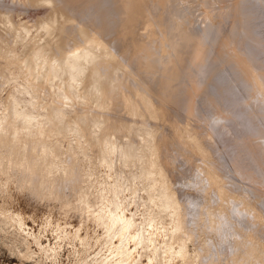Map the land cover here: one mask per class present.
<instances>
[{
	"label": "rangeland",
	"instance_id": "1",
	"mask_svg": "<svg viewBox=\"0 0 264 264\" xmlns=\"http://www.w3.org/2000/svg\"><path fill=\"white\" fill-rule=\"evenodd\" d=\"M31 1L0 0V41L5 46L24 36L21 23L29 26L28 33L32 34L35 24L45 21L46 16L56 10L68 23L63 28H55L59 39L53 46L54 52L67 51L78 44L85 46L81 31L93 39L101 37L109 50L124 61L125 67L120 65V78H111L115 80L114 84L126 74L132 87L136 85L149 93L157 105L161 104L170 124L148 117H129L116 97H111L114 106L109 111H99L81 99L75 101L72 95L78 94L79 90L74 85L77 76L71 71L73 60L69 72L71 76L74 74L72 78L76 81L68 88H62L57 80L50 86L34 87L21 65L9 66L0 57V116L3 119L10 107L17 118H26L33 128L37 127V122H42L41 128H47L49 117L60 124L65 123V119L72 123L74 118L85 124L88 121L102 123L110 116L113 124L122 123L127 129L120 138L109 137L100 156L76 126L74 131L53 136L54 146L59 143L61 149L56 160L58 168L64 169L71 164L69 154L73 153L77 159V169L69 177L68 185L58 186L53 192L44 186L39 192L30 179L19 183L22 173L17 172L21 171L22 165L21 169L9 166L8 170L3 166L4 153H0V264H264V0H172L173 4L171 0H146L145 7L150 9H147L148 14L155 21L161 14L163 19L158 18L161 23L156 22L168 30L162 27L160 32L162 28L157 25L158 36L167 31L164 34L166 40H163V34V37L159 36L163 38L164 50L158 51L162 40L159 42L157 37L148 41L151 44H145L146 52L145 49H142L144 52L135 51L136 56L131 53L134 51L130 46L131 36L124 28L125 17L122 18L127 16L123 15L126 9L123 10L122 5L127 7L125 1L128 0H110L115 9L109 0ZM158 1L161 5L164 1L166 8L158 5ZM237 6L240 7L235 10ZM242 7L248 11L242 9L241 14ZM87 8L93 9L98 16L100 22L97 25L85 21L82 12ZM108 9L110 13L112 9L115 16L109 14ZM115 17H121L123 22ZM107 21L110 25L115 23L110 26L106 25ZM11 25L20 31L8 30ZM251 25H255L254 28ZM231 29L235 31L232 32L235 38L239 30V38L230 37L233 41L227 34ZM126 41H129L127 47L130 49L126 47ZM235 43L240 47L236 49ZM116 48L123 52L122 55ZM136 62L142 65L141 68ZM211 69L215 70L212 74ZM107 70L101 68L106 78ZM251 77L261 83V88ZM12 117L6 122L11 123ZM11 124L4 125L2 130H12ZM101 126L98 124L91 131V140L100 137ZM181 132L195 134L200 150L195 142L182 137ZM42 142L38 143L40 150L51 145V141ZM32 144L35 148L36 143ZM118 146H132L135 156H119L113 152ZM67 149L69 154L65 155ZM115 186L120 187L117 196L113 193ZM84 194H88L86 199L79 198ZM118 221H124L128 226L124 241L113 231Z\"/></svg>",
	"mask_w": 264,
	"mask_h": 264
},
{
	"label": "bare ground",
	"instance_id": "2",
	"mask_svg": "<svg viewBox=\"0 0 264 264\" xmlns=\"http://www.w3.org/2000/svg\"><path fill=\"white\" fill-rule=\"evenodd\" d=\"M46 2H48V0H45ZM76 1V0H75ZM74 1V2H75ZM91 1V0H90ZM94 1V0H93ZM97 1V0H96ZM99 1V0H98ZM102 1V0H101ZM106 1V0H105ZM110 1V0H109ZM112 1V0H111ZM110 1V3H111ZM116 1V0H115ZM121 1V0H120ZM151 1V0H150ZM153 1V0H152ZM168 1V0H166ZM172 1V0H171ZM236 1V0H235ZM250 1V0H249ZM261 1V0H260ZM36 2V0L31 1V3ZM119 2V1H118ZM117 2V4H118ZM170 2V1H169ZM245 2V1H243ZM252 2V0L250 1ZM258 2V1H257ZM263 2V1H262ZM261 2V3H262ZM71 3V2H70ZM90 3H94V2H90ZM121 3V2H120ZM119 3V4H120ZM123 3V2H122ZM126 5H122L124 6L123 10L125 14L123 15H127V16H122V18H124L126 24H124V28H127V34H129V36H131V39L128 38L126 36L127 40H131L132 43H130L129 45L131 46V53L135 51L137 52H141L142 49L146 48V45L150 42L148 41H154V39H158L157 37L162 36L167 32V31H163L164 33H162L161 35L159 34L158 36V31H157V27L160 26V29L164 26L158 25L157 24V20H159L158 18H162V16L160 17L161 14H159V17L157 18V22L151 18V16L148 14L149 12L147 11L146 7H145V3L146 0H128L125 1ZM124 3V4H125ZM148 3V1H147ZM150 3V2H149ZM153 3V2H152ZM159 3V1H158ZM161 3V2H160ZM158 5H161V4ZM167 2H165L166 4ZM173 4V1L171 2ZM180 3V2H179ZM240 3V1L238 2V4ZM246 3V2H245ZM255 3V2H254ZM2 4V3H1ZM112 7H113V3ZM151 4V3H150ZM149 4V5H150ZM164 1L162 3V7L165 9L166 6H163ZM260 4V3H259ZM101 5V4H100ZM116 5V3H115ZM148 5V4H147ZM148 5V6H149ZM167 5V4H166ZM169 5V3H168ZM237 5V4H235ZM240 5V4H239ZM243 5V4H242ZM90 6V5H89ZM245 6V5H244ZM109 7V6H108ZM111 7V5H110ZM117 7V5H116ZM126 7V8H125ZM155 7V6H154ZM160 7V6H159ZM161 7V8H162ZM240 6H237L235 8V10H237V8ZM172 9V6L169 7ZM244 7L241 8V14H242V9ZM256 8V7H255ZM264 8V7H263ZM262 8V9H263ZM113 9H115L113 7ZM155 9V8H154ZM159 9V8H158ZM163 9V10H164ZM177 9V8H176ZM245 9V8H244ZM243 11H248V10H244ZM261 9V10H262ZM109 10V9H108ZM150 10V9H148ZM162 10V11H163ZM167 10H169L167 8ZM250 10V9H249ZM254 10V9H253ZM116 11V10H115ZM166 11V10H165ZM174 11V10H173ZM256 11V9H255ZM259 11V10H258ZM108 12V11H107ZM152 12V11H151ZM150 12V13H151ZM214 12V11H213ZM219 12V11H218ZM237 15H239V13L237 11H235ZM235 12H234V17L235 16ZM111 13L114 14V11H112L111 9ZM110 10H109V14ZM169 13V12H168ZM248 13V12H247ZM255 13V12H254ZM262 12H259V14ZM83 16L86 18L85 21H91L93 23H95L96 25L98 24L99 18L97 15H95L94 10L87 8L82 12ZM153 13H151L152 15ZM166 14V13H164ZM184 14V13H183ZM246 14V13H245ZM250 14V13H249ZM256 14V13H255ZM107 15V13H106ZM163 15V14H162ZM167 15V14H166ZM171 15V14H170ZM174 15V14H172ZM263 14H261L262 16ZM115 16V14H114ZM155 16V15H154ZM157 16V15H156ZM156 16L154 18H156ZM210 16V15H209ZM108 17V16H107ZM113 17V15H112ZM111 17V18H112ZM238 17V16H237ZM110 18V16H109ZM108 18V20H109ZM116 18V17H115ZM119 18V17H117ZM115 20H118V19ZM241 18V17H239ZM243 18V17H242ZM241 18V20H242ZM257 18V17H256ZM114 19V17H113ZM121 19V17L119 18ZM163 19V18H162ZM166 19V17L164 18ZM244 19V18H243ZM262 19H264L262 17ZM123 19H121V22ZM161 20V19H160ZM159 20V22L161 23V21ZM254 20V19H253ZM112 20H110L109 22H111ZM163 21V20H162ZM167 21V20H166ZM164 21V22H166ZM171 21V20H170ZM235 21V19H234ZM240 21V20H239ZM251 20H249L250 22ZM259 21V20H258ZM262 21V20H261ZM260 21V22H261ZM109 22L107 21L106 25L109 24ZM172 22V21H171ZM210 22V21H209ZM216 22V21H215ZM214 22V23H215ZM233 22V20H232ZM231 22V24H232ZM236 22V21H235ZM234 22V23H235ZM238 22V21H237ZM246 22V21H245ZM244 22V23H245ZM257 22V21H256ZM8 23V22H6ZM68 23V20L65 19L58 11L56 10H52V12H50L47 16H46V20L45 21H40L37 22L35 24L34 27V31L32 34H30L29 31V26L24 25L23 23H21L19 26L21 27V30L24 32V36L20 37L19 39H15L14 42L11 45L5 46L1 41H0V57L4 58L6 61V64H8L9 66L14 65L17 66L21 65L20 67H22L21 69L24 70V74L28 75V78L31 82V84L34 85H40L43 84L45 86H50L51 82L53 80H57V82H59V84L61 85L62 88H68L69 85H71V83L73 84V82H75L73 80L72 77H74V74L77 76V81L74 83V86L76 89L79 90L78 94H73L72 96L74 97L73 99L77 102L83 101V103H85L86 105H90L93 108L99 110V111H109L112 110L113 106H114V102L112 101L111 97H116L118 99V103L120 104V106L123 108V111L126 113V115H128L129 117L132 118H143V117H148L151 120H165L164 123H167V125L170 124V120L167 119L166 121V117L167 114L165 112V109L163 107H161V104L159 106V104L157 105L156 102L152 99V97L150 96L149 93L144 92L143 90H141L139 87H132L128 81V76L125 77L123 76V79H120L119 81L117 79H119V74L121 71L122 66L120 67V65H124V61L122 62V57L119 59V57L117 56L116 53H113L111 51L113 50H109V48L107 47V43L105 44L102 40V38H97V39H93L91 38V36H89L85 31H81V35H82V39H83V44H86L85 46L83 45H74L72 49L69 50H65V51H61L59 53H55L53 50V46L57 43V39H59V37H57L58 35L56 34V27H61L63 28L65 26V24ZM115 23V21H114ZM114 23H111V25ZM159 23V24H160ZM168 23V21H167ZM166 23V24H167ZM241 23V21H240ZM240 23H237L240 25ZM119 24V23H118ZM164 24V23H163ZM162 24V25H163ZM252 24V23H249ZM256 24V23H255ZM259 24V22H258ZM110 25V24H109ZM110 25V26H111ZM158 25V26H157ZM212 25V24H211ZM236 24H233V26ZM244 25V24H243ZM261 25V24H260ZM105 26V25H104ZM122 26V25H119ZM126 26V27H125ZM166 26V25H165ZM231 26V25H230ZM231 26V28L233 27ZM238 28L240 26L236 25ZM235 26V28H236ZM252 26V25H251ZM250 26V27H251ZM255 26V25H254ZM254 26H252L254 28ZM257 26V25H256ZM9 27V26H8ZM106 27V26H105ZM193 27V26H192ZM207 27V26H206ZM246 27V26H245ZM262 27V26H259ZM264 27V26H263ZM7 28V27H6ZM56 28V29H55ZM103 28V26L101 27V29ZM107 28V27H106ZM121 27H119L120 29ZM163 28L161 29L160 32H162ZM167 28V27H166ZM165 28V29H166ZM234 28V30H236ZM237 28V29H238ZM247 28V27H246ZM252 28V29H253ZM20 28H16L15 26L9 27L8 30H13L12 32H17L20 31ZM105 29V28H104ZM118 29V30H119ZM124 29V30H125ZM139 29V30H138ZM243 29V28H242ZM257 29V28H256ZM255 29V30H256ZM261 29V28H260ZM264 29V28H262ZM261 29V30H262ZM6 30V29H5ZM56 30V31H55ZM107 30V29H106ZM105 30V32H107ZM117 30V32H118ZM123 30V29H122ZM123 30V31H124ZM159 30V29H158ZM168 30V29H166ZM232 29L230 30L231 33L229 31H227V34L229 36V39H232L230 37H232L234 34L232 32ZM251 30V29H249ZM252 30V31H255ZM259 30V28H258ZM256 30V31H258ZM120 31V30H119ZM239 31V30H238ZM235 33V35L238 37L237 32ZM243 31V30H242ZM255 31V32H256ZM96 32V31H95ZM97 32H99L97 30ZM101 32V31H100ZM116 32V31H115ZM122 32V31H121ZM120 32V33H121ZM159 32V33H160ZM255 32H254V36H255ZM260 32V30H259ZM58 33V32H57ZM109 33V32H108ZM241 33V31H240ZM243 33V32H242ZM241 33V34H242ZM247 33V32H245ZM249 33V31H248ZM253 33V32H252ZM258 33V32H257ZM105 34V33H104ZM116 34V33H115ZM114 34V35H115ZM119 34V33H117ZM168 34V33H167ZM233 34V35H232ZM259 34V33H258ZM257 34V35H258ZM108 35V34H107ZM125 35V34H124ZM243 35V34H242ZM103 36V35H102ZM240 36V35H239ZM253 36V37H254ZM260 36V35H258ZM95 37V36H94ZM104 37V36H103ZM118 37V36H117ZM122 37V36H121ZM166 35H164V39L160 38L159 42L163 39H165ZM234 40L237 39V37L235 38V36H233ZM250 37V36H249ZM114 38V37H113ZM119 38V37H118ZM117 38V39H118ZM225 38V37H224ZM239 38V37H238ZM246 38V37H245ZM260 38V37H259ZM111 39V38H110ZM232 39V41H233ZM107 40V39H106ZM115 40V39H114ZM161 41L159 46H161V48H158V51L160 49V51L164 50L163 49V42ZM261 40V39H260ZM263 40V39H262ZM261 40V41H262ZM119 41V40H118ZM130 41V42H131ZM190 41V40H189ZM226 41V40H225ZM117 42V41H116ZM122 42V41H121ZM120 42V43H121ZM126 47L129 41H126ZM148 42V43H147ZM155 42H157V40H155ZM194 42V41H193ZM192 42V44H193ZM196 42V41H195ZM230 42V41H229ZM118 43V42H117ZM124 43V42H123ZM147 43V44H146ZM197 43V42H196ZM232 43V42H231ZM239 43V42H238ZM246 43V42H245ZM111 44V43H110ZM114 44V43H113ZM133 44V45H132ZM146 44V45H145ZM148 44V45H149ZM154 44V43H153ZM195 44V43H194ZM193 44V45H194ZM227 45V43H225ZM224 44V45H225ZM236 44V43H235ZM240 44V43H239ZM263 44V43H262ZM123 45V44H122ZM128 45V46H129ZM167 45V44H166ZM221 45V44H220ZM234 45V43H233ZM233 45H231L233 47ZM236 49L238 46V44H236ZM245 45V44H244ZM247 45V44H246ZM249 45V44H248ZM252 45V44H251ZM118 46H120L118 44ZM155 46V45H154ZM223 46V45H222ZM235 46V45H234ZM256 46V45H255ZM259 46V44H258ZM117 47V46H116ZM148 47V46H147ZM167 47V46H166ZM198 47V46H197ZM200 47V46H199ZM231 47V49H232ZM261 47V46H260ZM128 49H130V47H127ZM241 48H243L241 46ZM252 49V46L250 47ZM257 48V47H256ZM112 49V48H110ZM125 49V48H123ZM153 49V47H152ZM198 49V48H197ZM196 49V50H197ZM201 49V48H200ZM198 49V50H200ZM226 49V48H225ZM228 49V48H227ZM230 49V50H231ZM240 49V48H239ZM258 49V48H257ZM117 50V48H116ZM120 50V49H119ZM117 50V52L119 51ZM127 50V49H126ZM148 49H145V52ZM166 50V48H165ZM202 50V49H201ZM224 50V48H223ZM247 51V49H245ZM122 51V50H121ZM129 51V50H128ZM126 51V52H128ZM157 51V53H158ZM217 51V49H216ZM237 51V50H236ZM245 51V52H246ZM253 51V50H251ZM142 52H144V50H142ZM200 52V51H199ZM227 52V51H226ZM229 52V51H228ZM239 52V51H238ZM250 52V51H249ZM263 52V51H262ZM113 53V54H112ZM120 55H122L123 52H120ZM133 53V55H134ZM163 53V52H162ZM166 53V52H165ZM222 53V52H221ZM235 53V51H234ZM233 53V54H234ZM247 53V52H246ZM126 53L124 52L123 55H125ZM128 54V53H127ZM130 54V53H129ZM198 54V51H197ZM196 54V55H197ZM227 54V53H226ZM237 54V52L235 53ZM260 54V53H258ZM131 55V54H130ZM138 55V54H137ZM160 55V54H159ZM158 55V56H159ZM190 55V54H189ZM200 55V54H199ZM219 55V54H218ZM241 55V53H240ZM249 55V54H248ZM262 55V54H261ZM136 56V53H135ZM144 56V55H143ZM221 56V55H220ZM223 56V55H222ZM225 56V55H224ZM233 56V55H232ZM237 57L239 55H236ZM243 56V55H242ZM259 56V55H258ZM126 57V55H125ZM139 57V56H137ZM218 57V56H217ZM260 57V56H259ZM129 58V57H128ZM126 58V59H128ZM163 58V57H162ZM193 58V57H192ZM195 58V57H194ZM198 58L200 59V56H198ZM219 58V57H218ZM222 58V57H221ZM231 58V57H230ZM229 58V59H230ZM234 58V57H232ZM236 58V57H235ZM244 58V56H243ZM246 58V57H245ZM257 58V57H256ZM255 58V59H256ZM263 58V57H262ZM130 59V58H129ZM150 59V58H149ZM223 59V58H222ZM227 58V60H229ZM238 59V58H237ZM240 59V58H239ZM259 59V58H258ZM257 59V60H258ZM73 60V70L71 69V71H73V76H71V73L69 72V65H70V61ZM125 60V59H124ZM215 60V59H214ZM213 60V61H214ZM217 60V59H216ZM242 60V59H241ZM141 61V60H140ZM147 61V60H146ZM209 61V59H208ZM232 61V60H231ZM234 61V59H233ZM236 61V60H235ZM261 61V58L260 60ZM263 61V60H262ZM131 61H128V63ZM224 62V60L222 61ZM227 62V61H226ZM243 62V60L241 61ZM258 62V61H257ZM127 64V61L125 62ZM149 63V62H147ZM215 63V62H213ZM229 63V62H227ZM238 63V61H237ZM247 63V62H244ZM243 63V64H244ZM16 64V65H15ZM139 64V63H138ZM136 62V65H138ZM212 64V63H210ZM217 63H215L216 65ZM250 64V63H249ZM252 64V63H251ZM149 65V64H148ZM219 65V64H218ZM238 65V64H237ZM242 65V64H240ZM129 66V65H128ZM127 66V67H128ZM140 68L141 66L138 65ZM147 66V65H146ZM210 66V65H209ZM217 66V65H216ZM220 66V65H219ZM243 66V65H242ZM247 66V65H246ZM250 66V65H248ZM108 68V77H104L105 75H103L101 68ZM125 67V65L123 66ZM144 67V66H143ZM154 67V66H153ZM167 67V66H166ZM165 67V68H166ZM192 67V66H191ZM215 67V66H214ZM223 67V66H222ZM220 66V68H222ZM241 67V66H240ZM263 67V66H262ZM150 68V67H148ZM157 68V67H156ZM159 68V67H158ZM162 68V67H161ZM125 69V68H124ZM130 69V68H129ZM138 69V68H137ZM143 69V68H142ZM141 69V70H142ZM207 69V67H206ZM210 69V68H209ZM213 69V68H212ZM210 70V74H212L213 71L216 70ZM242 69V68H241ZM247 69V68H246ZM252 69V67H251ZM21 70V71H23ZM156 70V69H155ZM154 70V71H155ZM162 70V69H161ZM165 70V69H164ZM170 70V69H169ZM173 70V68H172ZM175 70V68H174ZM195 70V69H194ZM229 70V69H228ZM239 70V69H238ZM245 71V69H243ZM253 70V69H252ZM263 70V69H262ZM140 71V70H139ZM149 71V70H148ZM153 71V72H154ZM185 71V70H184ZM203 71V70H202ZM209 71V70H208ZM218 71V69H217ZM216 71V72H217ZM248 71V70H246ZM261 70H259L260 72ZM122 72V71H121ZM125 72V71H124ZM167 72V70L165 71ZM171 72V71H170ZM239 72V71H238ZM252 72V71H251ZM254 72V70H253ZM256 72V71H255ZM138 73V72H137ZM168 73V72H167ZM208 73V72H207ZM245 73V72H244ZM249 73V72H248ZM262 73V72H261ZM56 74H58V76H56ZM107 74V73H106ZM171 74V73H170ZM215 74V73H213ZM217 74V73H216ZM234 74V73H233ZM242 74V73H241ZM254 74V73H253ZM259 74V73H256ZM124 75V74H123ZM165 75V74H164ZM168 75V74H167ZM204 75V74H203ZM246 75V74H245ZM261 75V74H260ZM26 76V75H25ZM113 76H118L119 78H117L116 80L118 81V83L114 84L115 80L112 81L111 78ZM162 76V75H161ZM171 76V75H169ZM176 76V75H175ZM187 76V75H186ZM207 76V74H206ZM244 76V75H243ZM256 76V75H254ZM262 76V75H261ZM151 77V76H150ZM164 77V76H163ZM208 77V76H207ZM240 77V76H239ZM258 77V75L256 76ZM161 78V77H160ZM159 78V79H160ZM167 80H169V77L167 76ZM171 78V77H170ZM182 78V77H181ZM200 78V77H199ZM206 78V77H205ZM212 78V77H211ZM210 78V79H211ZM227 78V77H226ZM241 78V77H240ZM245 78V77H244ZM249 78V77H248ZM252 78V77H251ZM254 78V77H253ZM252 78V79H253ZM261 78V77H260ZM149 79V78H148ZM165 79V77H164ZM174 79V78H173ZM231 78H229L230 80ZM247 78H245L246 80ZM255 79V78H254ZM179 80V78H178ZM196 80V78H195ZM207 80V78H206ZM227 80V79H226ZM235 79H233L234 81ZM238 80V79H237ZM243 80V79H242ZM256 80V79H255ZM254 80V81H255ZM116 81V82H117ZM162 81V80H161ZM165 81V82H166ZM171 81V80H170ZM174 80H172L173 82ZM211 81V80H210ZM219 81V80H218ZM228 81V80H227ZM232 81V80H231ZM244 81V80H243ZM242 81V82H243ZM224 82V81H223ZM251 82V80H250ZM259 82V81H258ZM261 82V80H260ZM264 82V81H263ZM53 83V82H52ZM180 83V82H179ZM225 83V82H224ZM231 83V82H230ZM233 83V82H232ZM249 83V82H248ZM253 83V82H252ZM257 83V80H256ZM167 84V83H165ZM169 84V83H168ZM167 84V85H168ZM176 84V83H175ZM242 84V83H241ZM259 83H257L258 85ZM261 84V83H260ZM259 84V87H260ZM170 85V84H169ZM256 85V84H255ZM253 85V87L255 86ZM256 85V87H258ZM264 85V83H263ZM121 86H124V88L126 87V89H123V87L121 88ZM165 86V85H164ZM173 86V85H172ZM171 86V87H172ZM227 86V85H225ZM233 86V85H232ZM251 86V84H250ZM58 87V86H57ZM71 87V86H70ZM177 87V86H176ZM175 87V88H176ZM230 87V86H229ZM174 88V89H175ZM192 88V87H191ZM232 88V87H231ZM261 88V87H260ZM263 88V87H262ZM171 89V88H170ZM168 89V90H170ZM224 89V88H223ZM222 89V90H223ZM54 90V89H53ZM165 90V89H164ZM167 90V91H168ZM193 90V89H192ZM259 90V89H258ZM262 90V89H261ZM171 91V90H170ZM177 92V91H176ZM264 92V91H263ZM262 92V93H263ZM188 93V90L187 92ZM191 93V92H189ZM57 94V93H56ZM164 94V93H163ZM187 95V94H186ZM76 97V98H75ZM240 97V96H239ZM238 97V98H239ZM177 98V97H176ZM181 98V97H180ZM190 98V97H189ZM255 98V97H254ZM72 99V98H71ZM156 99V98H155ZM170 99V98H169ZM174 99V97H173ZM259 99V98H258ZM79 100V101H78ZM247 101V100H246ZM165 102V101H164ZM177 102V101H176ZM75 103V102H74ZM159 103V102H158ZM172 103V102H171ZM174 104V103H173ZM165 106V105H164ZM225 106V105H224ZM235 107V106H234ZM191 108V107H190ZM14 109L13 108H8L7 109V114H6V118L1 117L0 118V153L2 152V154L4 153V156H0L2 157V161H3V166H5V168L8 167V170L10 169L9 166H12L13 168H19L21 169V165H22V169L20 172L17 173H22V175L19 177V183L23 182V180L27 181L28 179H30V181L32 180L34 187L36 188V190H38L40 192V190H42V186H44L46 189L48 188L51 192H53L52 190L56 189L58 186L61 185H68V181L70 180L69 177H71V174L74 173L76 171L77 168L76 167V161L77 159H75V156H73L72 154H69V150H66V153L64 152L65 155H71V164L69 166H66V168L62 169V168H58L57 167V162L56 160L60 157L61 155V149L59 147V143L58 146H54L55 145V141H52L53 136L57 137L58 135H64L66 133H69V131H74L75 128H73L74 126L77 127L78 132L82 133L83 136L87 137L88 143L89 145L92 147V149H95L98 153V155L100 156L102 153H104L105 147H106V142L107 139L113 135L122 137V134H126L127 129L125 127L124 124L122 123H116L113 124L111 122L110 116H108L109 118H104V121L102 123H91L88 121V123L82 124L80 123V121L78 119H75L72 121V123L70 122L71 120L68 121V119H65V123H56L58 121L53 120V117H49L47 122V128H41L42 126V122H37L35 128H33V125L30 124L26 118H22L19 117L17 118L16 115H14ZM168 111V110H167ZM234 111V110H233ZM17 113V112H16ZM227 113V112H226ZM97 114V113H96ZM123 114V113H122ZM259 115V114H258ZM14 116V118L12 117ZM19 116V115H18ZM119 116V115H118ZM12 117V121L14 119V122L11 121V124L9 121L6 122V120H11ZM214 117V116H213ZM229 117V116H228ZM210 118V117H209ZM145 119V118H144ZM21 120V121H20ZM222 120V119H221ZM18 121V122H17ZM121 121V120H120ZM158 121V122H160ZM218 121V120H217ZM21 124H18L20 123ZM70 122V123H69ZM157 122V121H156ZM213 122V121H211ZM215 122V121H214ZM221 122V121H220ZM229 122V121H228ZM162 123V122H160ZM223 123V122H222ZM12 125V130L8 131V130H2V127H4V125ZM98 124H102L101 126V133H100V137L97 140H91V131L98 126ZM224 124V123H223ZM210 125V124H209ZM40 126V127H39ZM49 126V127H48ZM157 126V125H156ZM184 126V125H183ZM218 126V125H217ZM262 126V125H260ZM264 126V125H263ZM24 127H27L29 130L27 131ZM194 127V126H193ZM219 127V126H218ZM100 128V127H99ZM187 128V127H186ZM214 128V127H213ZM24 129V132L22 131ZM45 129V130H44ZM191 129V128H189ZM196 129V127H195ZM212 129V128H211ZM216 129V128H214ZM76 130V129H75ZM178 130V129H177ZM192 130V129H191ZM260 130V129H259ZM262 130V129H261ZM194 131V130H193ZM210 131V130H208ZM179 132V131H178ZM203 132V131H201ZM200 132V133H201ZM213 132V131H212ZM216 132V131H214ZM71 133V132H70ZM199 133V132H197ZM57 135V136H56ZM122 135V136H120ZM195 135V134H194ZM192 135L191 133L188 132H181V136L188 138L190 141H192L193 143L195 142V146L197 147L198 150H200V145H197V139L195 138V136ZM219 135V134H218ZM199 136V135H198ZM210 136V135H209ZM222 136V135H221ZM200 137V136H199ZM215 137V136H214ZM236 137V136H235ZM201 138V137H200ZM199 138V139H200ZM220 138V137H219ZM223 138V137H222ZM238 138V137H237ZM159 139V138H158ZM182 139V138H181ZM241 139V138H240ZM259 139V138H258ZM51 141V145L49 146V148L47 149V147L45 149L42 148V150H40L38 148V143H40L41 141ZM204 140V139H203ZM206 140V139H205ZM204 140V141H205ZM208 140V139H207ZM212 140V139H211ZM214 140V139H213ZM218 140V139H217ZM256 140V139H255ZM165 141V140H164ZM200 141V140H198ZM202 141V139H201ZM219 141V140H218ZM229 141V140H228ZM42 142V143H43ZM54 142V144L52 143ZM161 142V141H160ZM211 142V141H209ZM32 143H36L35 148L33 147ZM41 143V144H42ZM46 143V142H44ZM48 143V142H47ZM202 143V142H201ZM213 143V142H212ZM221 143V142H220ZM232 143V142H231ZM263 143V142H262ZM32 144V146H31ZM160 144V143H159ZM158 144V145H159ZM204 144V143H203ZM216 144V141H215ZM61 146V145H60ZM168 146V145H167ZM204 146V145H203ZM202 146V147H203ZM217 146V145H216ZM219 146V145H218ZM250 146V145H249ZM33 147V148H32ZM185 147V146H184ZM215 147V146H214ZM166 148V147H165ZM206 148V147H204ZM219 148V147H218ZM33 149V150H32ZM220 149V148H219ZM227 149V148H226ZM40 151L39 153H37V151ZM108 150V149H107ZM166 150V149H165ZM207 150V149H206ZM218 150V149H217ZM230 151V150H229ZM35 152V153H34ZM113 152H116L119 154V156H124L126 158H131L135 156V151L133 150L132 146H118L115 147L113 149ZM223 152V151H222ZM228 152V151H227ZM249 152V151H248ZM170 154V153H169ZM229 154V153H228ZM116 155V154H115ZM214 155V154H213ZM217 155V154H216ZM212 156V155H211ZM246 156V155H245ZM213 157V156H212ZM121 158V157H120ZM173 158V157H172ZM135 160V159H134ZM181 160V159H180ZM202 160V159H201ZM103 161V160H102ZM216 161V160H215ZM56 162V163H55ZM254 162V161H253ZM259 162V161H258ZM209 163V162H208ZM243 164V163H242ZM230 165V164H229ZM2 166V165H1ZM166 166V165H165ZM206 166V165H205ZM228 167V166H227ZM4 168V169H5ZM208 168L209 165H208ZM245 168V167H244ZM215 168L211 167V170ZM247 169V168H246ZM6 170V169H5ZM14 170V169H11ZM15 171V170H14ZM213 171V170H212ZM254 171V170H253ZM218 172V171H217ZM13 173V172H12ZM234 173V172H233ZM16 174V173H15ZM219 175V174H218ZM17 176V175H16ZM221 176V175H220ZM223 178V177H222ZM226 178V177H225ZM230 181V180H229ZM30 182V183H32ZM25 183V182H24ZM28 183V182H27ZM264 183V182H263ZM228 184V183H227ZM32 186V185H31ZM210 187V186H209ZM44 188V189H45ZM118 186L114 187L113 189V193L115 196L118 195L119 191ZM216 188V187H215ZM40 189V190H39ZM47 189V190H48ZM219 190V189H218ZM56 191V190H55ZM49 192V191H48ZM38 193V192H37ZM52 194V193H51ZM88 196V194H84V195H80L79 198L81 199H86ZM189 200V199H188ZM194 200V199H193ZM181 202V201H180ZM185 214V213H184ZM115 218V216H113ZM112 218V216H111ZM114 220V219H113ZM112 220V222H113ZM120 220V219H119ZM115 221H117L115 219ZM114 224V223H113ZM112 226V224H111ZM116 231L117 235L120 237L121 241H124L127 237V233H128V226L127 223H125L124 221H118L115 226L113 227ZM140 238V237H139Z\"/></svg>",
	"mask_w": 264,
	"mask_h": 264
}]
</instances>
